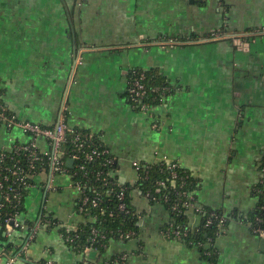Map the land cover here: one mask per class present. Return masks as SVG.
<instances>
[{"label":"crops","instance_id":"0c3cea01","mask_svg":"<svg viewBox=\"0 0 264 264\" xmlns=\"http://www.w3.org/2000/svg\"><path fill=\"white\" fill-rule=\"evenodd\" d=\"M134 70L170 83L151 112L128 99ZM0 92L19 121L44 127L57 124L66 104L68 126L99 138L122 185L137 183L142 164H180L199 181L186 213L191 229L203 221L196 208L230 218L237 211L212 263L162 234L169 212L137 186L139 237L112 239L104 255L79 254L60 233L87 221L79 192L67 174L51 183L41 174L25 200L24 228L0 227V264H104L122 252L128 264H264L262 239L246 222L263 178L264 0H0ZM29 141L0 126V151ZM38 145L48 149L44 139Z\"/></svg>","mask_w":264,"mask_h":264},{"label":"trees","instance_id":"16d2710c","mask_svg":"<svg viewBox=\"0 0 264 264\" xmlns=\"http://www.w3.org/2000/svg\"><path fill=\"white\" fill-rule=\"evenodd\" d=\"M197 1L205 4L208 0ZM134 72L144 73L145 79L143 83L147 88L148 99H144L141 103H134L130 100L127 92L131 105L139 111H141L142 104H150L151 106L160 105L161 98L170 92V83L152 71L142 70H134L131 72L130 80L133 78ZM166 88L167 91H163ZM0 104L10 116L14 115L2 101L1 92ZM1 125L2 123H0ZM77 134H80L81 137L86 136V138H90V140L83 142V148H80V142L76 141ZM91 137L90 134L82 130L70 128L67 133V139L62 144L66 164L74 155L78 154L80 156V159L78 161L76 160L72 167L65 165V169L68 175L72 176L73 181L82 180V183H85V194L89 198V202L85 205V212H83L87 221L80 224L77 227V231H69L66 228L60 230L66 245L79 254L85 253L86 249L89 248L92 251L104 255L108 251L112 239L127 241L125 236L131 232H134L132 238H138L140 233V213L133 205L131 196L133 188L138 186L143 194L153 197L155 202L157 201L164 205L169 212L170 221L163 229L164 233L168 234L167 237L170 240L181 241L191 247H197L203 256L213 263L217 258L214 243L216 238L222 233V230L219 228L220 220H225L224 228H226L232 221L231 219H237V211L230 218L222 210H214L207 206L201 207L198 214L203 218L202 225L197 229H191L186 213L189 210L188 205L195 204L198 200L196 192L198 191L199 181L189 171H186L177 163L176 170L178 177L173 180L168 164H142L138 167L137 183L135 185H122L118 182L117 176L114 174L116 160L111 152L110 154H101V156L93 161L87 160L86 156L92 150L96 149L99 152H103L106 149L97 136L92 139ZM28 154L29 152H22L20 154H15L13 151L4 152V158L0 159V181L3 180L5 187L12 183V180L4 181L5 176H9L11 179L10 174L5 171L6 167L19 162L24 169H27ZM113 159L114 162L109 164L108 161ZM36 168V173L38 174L42 169L45 172H49L50 166L48 158L43 157V161L38 163ZM260 171L263 174V183H259L254 190V195L259 199V202L255 210L248 215L246 222L251 224L252 227L264 229V160L260 165ZM28 182L32 185L36 183L35 180H28ZM162 182L164 185L160 184ZM29 191L30 188H22L18 191L21 195V202L19 204L12 198V194L9 199L1 200L0 204L4 205L0 207L1 228L6 229V220L9 214H18L21 216L25 212L24 204ZM122 192H124L123 201L118 198V195ZM94 200L97 202L96 206L92 204ZM122 203L125 204L124 210L120 209ZM79 205L80 201L78 200V211ZM256 218L261 221L257 223ZM47 222L49 227L58 224L56 220L51 218H48ZM32 225V223H28L30 228L33 227ZM175 231H178L180 235L175 236ZM9 248L11 247L6 249L7 252H9ZM104 264H128V256L122 252L111 258H106Z\"/></svg>","mask_w":264,"mask_h":264},{"label":"built area","instance_id":"2783aa9c","mask_svg":"<svg viewBox=\"0 0 264 264\" xmlns=\"http://www.w3.org/2000/svg\"><path fill=\"white\" fill-rule=\"evenodd\" d=\"M261 32H255L252 34V36H257ZM219 38V36L215 37L214 39ZM176 42H169V45H175ZM166 44H163V46ZM145 79V75L143 72H134L133 78L130 80L129 87H128V94L130 96V100L133 101L134 103H141L144 101V99H148V94H147V88L145 84L143 83V80ZM163 91H167V88ZM165 96L161 98V103L164 102ZM154 107L156 106H151L150 104H142L141 105V111L143 112H151ZM67 113H68V107L66 104L62 107L61 114L59 121L57 124L52 127H43L40 124H35L31 122H21L19 121L15 115L10 116L5 108L2 107L0 104V123L3 125L7 126L10 129L17 128L23 131L25 134H27L30 138V141L26 144H20L14 146V148L11 150L15 154H20L22 152H29L27 155V162H28V168L24 169L19 162H17L14 165L6 167V172L10 174L11 179L9 176H5L4 181L7 180H12L11 185H8L5 187L3 180L0 181V202L3 199H9L12 194V198L15 199V202H18V204L21 202V195L18 193L19 190L22 188H33L34 185L30 184L28 180H35L36 178L41 175L45 174L49 177V182L51 183L56 175H65L67 173L65 169L66 161L64 158V151L62 150V144L66 141L67 139V133L69 132L70 127L66 123L67 119ZM92 136L91 139L95 136ZM39 139H44L45 142H47L48 149L45 151L40 150L39 145H38V140ZM90 140V138H86V136H82L80 134H77L76 141L80 142L79 147L83 148L84 144L83 142H86ZM4 150L0 151V159L4 158ZM101 154H110L109 149L103 150V152H99L98 150L94 149L92 150L89 154H87L86 158L89 161H93ZM43 157H47L49 160V166H50V171L45 172L44 169L38 174L36 173V165L38 163H41L43 161ZM75 163L76 160L78 161L80 159V156L78 154L74 155L72 158ZM69 159V160H70ZM114 162L113 160L108 161V163ZM160 165L168 164L169 169L171 170V178L173 180L177 179L178 177V172H177V162H168V161H162L159 163ZM72 179V176H70ZM260 183H263V178L261 179ZM73 186L77 189L79 192V211L81 214L85 212V205L89 202V198L85 194V183H82V180L78 181H73L72 180ZM161 185H164V183H160ZM119 200L123 201L124 200V192L120 193L118 195ZM93 206H96L97 202L94 200L92 202ZM3 204H0V207H3ZM189 208H195V204H189ZM264 208V207H263ZM120 209L124 210L125 209V204L122 203L120 206ZM196 210L199 212L200 208H196ZM224 219L220 220L219 223V228L220 230L224 229ZM261 220L256 218V222L259 223ZM209 222H211L209 220ZM249 227L251 229V232L255 235L258 236L260 239H264V229L260 227H252L251 224H249ZM24 228L23 223L20 220V215L18 214H9L8 218L6 220V230L8 231H14L17 229H22ZM36 228L33 229L32 234H34ZM69 231H77L75 230H70L67 228ZM165 236H168L167 233L162 232ZM134 235V232L126 234L125 238L127 240L132 239V236ZM175 236H179V232L175 231L174 232ZM90 251V249H86V252ZM12 262L14 259L11 260Z\"/></svg>","mask_w":264,"mask_h":264},{"label":"water","instance_id":"95a60500","mask_svg":"<svg viewBox=\"0 0 264 264\" xmlns=\"http://www.w3.org/2000/svg\"><path fill=\"white\" fill-rule=\"evenodd\" d=\"M190 1H191V2H194V0H190ZM73 163H74V162H73V160H71V159L67 161V165H68L69 167H72ZM261 244H262V248H263V250H264V239L261 240Z\"/></svg>","mask_w":264,"mask_h":264}]
</instances>
